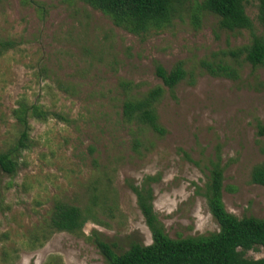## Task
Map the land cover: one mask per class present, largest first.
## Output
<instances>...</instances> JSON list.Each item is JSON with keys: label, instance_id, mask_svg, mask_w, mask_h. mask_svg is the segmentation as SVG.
<instances>
[{"label": "rangeland", "instance_id": "1", "mask_svg": "<svg viewBox=\"0 0 264 264\" xmlns=\"http://www.w3.org/2000/svg\"><path fill=\"white\" fill-rule=\"evenodd\" d=\"M201 2L188 0L164 29L137 36L80 0H0V41L15 42L0 57V152L17 138L18 101L65 119H31L32 146L13 175L0 172V264H106L93 234L115 253L150 245L134 188L151 190L169 238L217 233L202 195L217 156L225 210L264 219V187L250 180L264 165V137L256 133L264 125V67L234 65L238 81L204 71L202 62L232 63L220 53L251 36L219 30L215 16L198 11ZM245 10L264 39L256 3ZM178 62L186 78L170 91L156 66L169 72ZM156 87L163 89L155 105L163 135L122 121L123 101ZM56 201L86 212L84 237L55 233L33 244V230ZM245 256L264 258V248Z\"/></svg>", "mask_w": 264, "mask_h": 264}, {"label": "trees", "instance_id": "2", "mask_svg": "<svg viewBox=\"0 0 264 264\" xmlns=\"http://www.w3.org/2000/svg\"><path fill=\"white\" fill-rule=\"evenodd\" d=\"M94 10L108 17L117 28L133 35H144L150 31L164 29L176 14L183 10L188 0H80ZM256 3L258 24L264 29V0H202L199 12H205L218 19V29L230 33L249 31L251 41L240 48L222 51L220 55L228 60L202 62L204 71L212 77L239 80V69L249 64L253 71L264 67V39L254 32V24L246 14L245 7ZM15 48V42L0 41V57ZM237 66L238 68L234 67ZM156 74L170 91L186 78L182 62L169 71L156 66ZM126 87L130 86L125 84ZM163 94L161 87L149 90L137 97H128L122 104V121L145 126L153 133L163 135L158 124L155 105ZM17 124V138L12 146L0 152V172L13 175L21 152L32 146L30 120L45 122L48 117L64 120L61 115L50 114L37 105L25 100L17 102L12 110ZM257 136L264 137V125L257 124ZM137 144L138 141L135 140ZM264 154V142L260 144ZM223 168L217 156L210 163L209 175L202 195L209 213L219 226V231L208 237H187L171 239L153 208V198L149 188H134L137 204L151 234V244H132L122 252L115 253L113 246L102 241L96 234L90 240L104 258L106 264H264V258L250 259L245 254L257 248H264V219L254 217L236 218L225 210L222 202ZM251 183L264 187V165L255 166L251 172ZM96 199L95 197L93 198ZM90 211H87L89 213ZM89 222L85 211L80 207L62 201L53 203L48 217L31 234L33 244L42 246L55 233H67L84 237L83 228Z\"/></svg>", "mask_w": 264, "mask_h": 264}]
</instances>
